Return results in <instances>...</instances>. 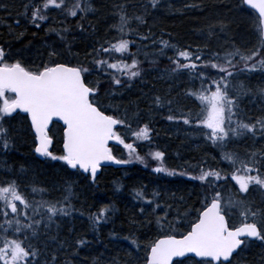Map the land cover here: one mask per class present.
Listing matches in <instances>:
<instances>
[{
	"label": "snow or ice",
	"instance_id": "snow-or-ice-1",
	"mask_svg": "<svg viewBox=\"0 0 264 264\" xmlns=\"http://www.w3.org/2000/svg\"><path fill=\"white\" fill-rule=\"evenodd\" d=\"M164 6V0H135L134 3L108 0L104 5H98L96 0H25L20 15L35 29L51 21L55 13L59 27L48 30L55 33L69 53L72 41L67 34L71 30L64 27L69 18H79L81 23L77 27L81 33L87 30L83 21L89 15L98 18L107 12L114 23L109 35L103 41H96L86 53L91 67L84 62L73 64L62 60V53L55 48L47 50V61L36 64L0 47V264H61L60 253L67 254L63 264H73L72 258L79 255L86 242L61 240L59 235H53V226L59 228L62 219L75 211L76 194L71 177L84 174L94 183L105 163L136 162L148 167L149 158L156 162L152 172L199 181L205 195L200 207L193 206L177 222L169 219L168 212L158 213L157 209L162 208L155 199L158 192L149 198L146 189L135 191V197L142 202L140 215L151 209L148 223H155L160 229L155 238L147 239L143 245L132 233L123 237L138 251L143 249V264H233L246 247L256 242L264 246V116L254 122L251 118L248 122L241 118L245 97L264 101V83L252 86L246 82L247 78L240 79L244 73H264V0H224L221 7L229 14L238 11L249 15L257 42L241 50L233 41L223 56L219 51L206 49V59L199 49L181 48L171 39L157 42L152 35L138 36L140 41L158 43L160 56L167 55V50L174 53L168 56L170 68L157 69L161 79L173 85L177 80L188 81L183 88L155 95L150 110L166 107L164 119L184 125L181 131L197 135L219 153L218 158L214 157L218 159L217 166L202 162L195 175L166 167L165 153L151 148V124L142 115L129 119L127 110L121 119L117 115L119 108L110 114L100 95L105 82L114 98L122 88L144 79L145 61L139 59L140 49L132 52L135 41L131 37L139 26H147L150 15ZM184 7L205 11L202 0L185 3ZM0 8L9 11L7 4H0ZM16 24H20L19 19ZM217 29L228 33L231 24L227 18L210 23L208 35L215 36ZM156 62V58L148 60V63ZM29 63L35 66L30 67ZM93 74L97 76L95 83L90 80ZM18 118L27 124L32 151L38 157L65 166L64 176L53 178L51 185V190L62 192L59 198H45L49 189L38 188L35 181L31 182L29 192L21 183L28 170L23 165L17 169L4 159L18 149L20 134L12 127V121ZM56 122L62 125L59 155L50 151L53 144L50 125ZM120 128L128 129L134 141L147 143L149 150L139 154L137 146L121 135ZM249 139L253 141L251 147L241 144ZM112 144L122 146L128 158L117 157ZM242 146L243 154L239 151ZM225 191L229 193L227 197ZM111 211V208H102L90 214L93 228L107 222ZM230 214H238V225L230 222ZM180 227L184 231L177 233ZM92 264L99 261L94 260Z\"/></svg>",
	"mask_w": 264,
	"mask_h": 264
},
{
	"label": "trees",
	"instance_id": "trees-1",
	"mask_svg": "<svg viewBox=\"0 0 264 264\" xmlns=\"http://www.w3.org/2000/svg\"><path fill=\"white\" fill-rule=\"evenodd\" d=\"M107 2L108 0H96L98 5H104ZM129 2L134 3L135 0H129ZM192 2L193 0H164L165 6L154 15H150L147 26H139L138 31L133 32L131 37L135 41V45L131 48L132 52H137L140 49L139 59L145 61L142 65L145 69L144 79H138L130 87L122 88L114 98L110 94L111 90L108 83L105 82L100 95L110 114L119 108L117 115L121 119L125 118L127 110L129 119L135 120L138 115H142L143 120L151 124L153 129L151 148L165 153L166 167L178 171H187L195 175L199 173L200 168L198 166L202 162L206 161L207 165L217 166L218 159H214V157L218 158L219 153L211 146L196 149L194 152H182V149L176 148L175 143L179 139L169 136L165 132L166 126L174 124L164 119L167 108L153 111L149 107L155 95L167 94L170 91L167 90L168 88L173 90L184 87H181L178 81L173 85L167 80L156 77L157 69L163 70L171 67L166 58L174 55V53L167 50V57H154L151 52L159 50V44L153 45L151 40L140 41L138 36L140 34L152 35L157 42L160 39H171L181 48L191 46L193 51L199 49L206 59V49L219 51L223 56L226 50L233 46V41L236 47L243 50L245 46L255 45L257 36L249 15L238 11L229 14L226 9L221 7L224 0H202V7L205 9L203 12L184 7L185 3ZM24 3L25 0H0V4L9 5V11L0 8V47L17 58L22 56L25 61H35L36 64H39L41 60L47 61V50L55 48L57 52L62 53V57H60L62 60L70 61L73 64L84 62L91 67L90 58L86 59V53L91 51L96 41H103L105 36L109 35L110 26L114 23L109 13L102 12L98 18L89 15L88 19L83 21L84 27L87 29L83 33L77 27L81 23L79 18H69V22L64 25L71 30L67 34V38L72 41V51L69 53L65 47L61 46V42L55 33L48 30L53 26L59 27L55 13H53L51 21L46 22L40 29H35L20 15ZM224 18H227L231 24V31L223 33L217 29L215 36H209V24ZM17 19L20 20L19 25L16 24ZM115 22H118V18ZM89 24L93 27L89 28ZM149 28H151V33H149ZM112 31L114 32V30ZM73 37H75L74 40ZM250 37L251 41L248 40ZM109 38L111 37L109 36ZM153 58H156L157 62L148 63V60ZM28 66L34 67L35 65L29 63ZM205 71H211V69H205ZM245 76L251 78L249 83L252 86L264 83V73H244L241 75L242 80ZM90 80L93 83L97 82V76L93 74ZM186 82L188 83V81ZM262 116H264V111L248 113L242 101L241 118L244 122H248L249 118L254 122ZM21 122L12 121V127L20 134L19 146L17 150L9 153L4 159L17 169L23 165L28 170L26 178H21V183L27 187L29 192H31V182L35 181L38 188L46 187L49 189L45 198H59L62 192L51 190V185L53 178L59 179L64 176L62 169L65 166L60 162L35 158L27 124L22 119ZM120 133L128 138V142L137 146L139 154L144 155L149 150L147 143L134 141L128 129L120 128ZM249 142L250 139L241 141V144ZM51 151L56 155L62 153L60 140H55ZM113 151L117 157L128 158L127 152L122 146L113 147ZM239 151L243 154L244 147L242 146ZM148 165V167H144L143 164L133 162L124 168H103L94 183L82 174L71 177V183L76 194L73 198L75 211L72 216L62 219L59 228L53 226V235H59L61 240L70 238L71 241L82 239L86 242V246L79 252V255L72 258L73 264H92L94 260H98L99 264H143V249L138 251L123 237L132 233L143 245L147 239L155 238L160 229L155 223H148L151 209L143 216L140 215L139 207L142 202L135 197V191L138 189H146L149 198L152 197L153 192H158L159 196L155 199L159 200L162 208L157 209V211L161 215L168 212L171 221L179 222L181 217L187 215L184 210L188 209V206L193 204L195 207L200 206L205 195V189L199 181L182 176L170 177L162 173L156 174L152 172V167L156 165V162L150 158ZM108 186H110L109 189H107ZM166 195L168 197L174 195L173 198L187 206H179L176 203L165 201ZM224 195L227 197L229 193L225 191ZM255 198L259 199L258 196ZM170 204H172L173 209L177 210L172 211ZM152 207H155V204ZM102 208H111L112 211L107 222H101L94 229L89 216ZM230 217L238 219V223L240 222L238 214H230ZM184 223L186 225L187 222ZM183 231V227L177 229V233ZM60 257L61 264H63L67 254L60 253ZM263 259L264 246L256 242L250 247H246L233 261V264H260Z\"/></svg>",
	"mask_w": 264,
	"mask_h": 264
},
{
	"label": "rangeland",
	"instance_id": "rangeland-1",
	"mask_svg": "<svg viewBox=\"0 0 264 264\" xmlns=\"http://www.w3.org/2000/svg\"><path fill=\"white\" fill-rule=\"evenodd\" d=\"M248 34L250 35L249 30H248ZM248 40L251 41V37L248 38ZM151 54H153V56L154 57H157V58L167 57V55L160 56L159 55V50H157L155 52H151ZM166 59H168V58H166ZM156 77L159 78V79H161L159 72L156 74ZM246 78H247L246 82H250L251 81V78L250 77L245 76L244 77V80ZM240 79H242V78L240 77ZM163 80H165V79H163ZM177 81H178V84H181V87L187 85V82H186L187 80H177ZM165 82H167V81H165ZM167 87H168V85H167ZM167 90H171V89L168 88ZM243 102H244V104L246 106V110L248 111V113H252L254 111H256L257 113H259V112H263L264 111V101H258V100H256V98L249 99V98L245 97L243 99ZM184 127L185 126L182 125V124H180V125L171 124L169 126H166V128H165V132L169 136H173V137H176V138L179 139L175 143V146H176L177 149H179V148L182 149L183 150L182 152H194L196 149H202V148L208 147V145H206L197 135H194L191 132L185 133L184 131H181V129H183ZM50 134H51V136H54V137L57 136L58 133L56 131V128H53ZM55 138L56 139H59V137H55ZM252 143H253V141L250 139V142L247 143V145L248 146H251ZM206 152H204V153H206ZM173 196L174 195H170L168 197L166 195L165 201H168L169 203H176L179 206H187L184 203H182L181 201L177 200L176 198H173ZM186 197H188V196H186ZM194 205L195 204L188 206V209H185L184 210L185 213H187ZM171 206H172V204H170V207ZM196 207H200V206H196ZM175 210H177V209H173L172 208V211H175ZM230 218L232 220V221L230 220L231 223H234V224H237V225L239 224L238 221H237L238 219H235L233 217H230ZM260 264H264V259L262 260V262Z\"/></svg>",
	"mask_w": 264,
	"mask_h": 264
},
{
	"label": "water",
	"instance_id": "water-1",
	"mask_svg": "<svg viewBox=\"0 0 264 264\" xmlns=\"http://www.w3.org/2000/svg\"><path fill=\"white\" fill-rule=\"evenodd\" d=\"M56 124H59L62 127V125L59 122H56ZM50 127H51V125H50ZM52 146H53V144L50 145V150L52 149ZM112 146H116V144H112ZM61 150H62V143H61ZM34 155H35L36 158H38L40 160L44 159V158L38 157L35 153H34ZM123 166H125V165H115V164H111V163H105L102 167L120 168V167H123ZM100 171H101V169L97 173V176L100 173Z\"/></svg>",
	"mask_w": 264,
	"mask_h": 264
},
{
	"label": "flooded vegetation",
	"instance_id": "flooded-vegetation-1",
	"mask_svg": "<svg viewBox=\"0 0 264 264\" xmlns=\"http://www.w3.org/2000/svg\"><path fill=\"white\" fill-rule=\"evenodd\" d=\"M21 116H23V115H21ZM15 122H21V119L20 118H18L17 120H15ZM22 123V122H21ZM54 128H56V131H57V133L59 134V131H60V133H61V130H60V128L58 127V126H54Z\"/></svg>",
	"mask_w": 264,
	"mask_h": 264
},
{
	"label": "bare ground",
	"instance_id": "bare-ground-1",
	"mask_svg": "<svg viewBox=\"0 0 264 264\" xmlns=\"http://www.w3.org/2000/svg\"><path fill=\"white\" fill-rule=\"evenodd\" d=\"M110 188V186H108V188L107 189H109Z\"/></svg>",
	"mask_w": 264,
	"mask_h": 264
}]
</instances>
